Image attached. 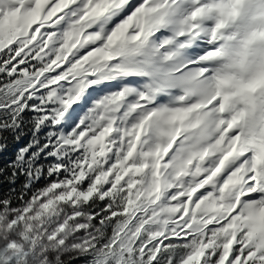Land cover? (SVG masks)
I'll return each instance as SVG.
<instances>
[{"label": "snow or ice", "instance_id": "6c2138e0", "mask_svg": "<svg viewBox=\"0 0 264 264\" xmlns=\"http://www.w3.org/2000/svg\"><path fill=\"white\" fill-rule=\"evenodd\" d=\"M0 264H264V0H0Z\"/></svg>", "mask_w": 264, "mask_h": 264}, {"label": "trees", "instance_id": "16d2710c", "mask_svg": "<svg viewBox=\"0 0 264 264\" xmlns=\"http://www.w3.org/2000/svg\"><path fill=\"white\" fill-rule=\"evenodd\" d=\"M26 142H27V138H25L23 141H21L18 144L10 142V147L8 151H6L2 156H0V166L6 165L14 157V153L16 149L21 147ZM9 187L10 186L8 184L0 185V196H3L7 192Z\"/></svg>", "mask_w": 264, "mask_h": 264}]
</instances>
